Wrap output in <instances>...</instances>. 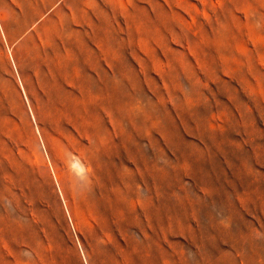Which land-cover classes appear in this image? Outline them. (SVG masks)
I'll use <instances>...</instances> for the list:
<instances>
[{
  "label": "rangeland",
  "instance_id": "obj_1",
  "mask_svg": "<svg viewBox=\"0 0 264 264\" xmlns=\"http://www.w3.org/2000/svg\"><path fill=\"white\" fill-rule=\"evenodd\" d=\"M0 264H264V0H0Z\"/></svg>",
  "mask_w": 264,
  "mask_h": 264
}]
</instances>
